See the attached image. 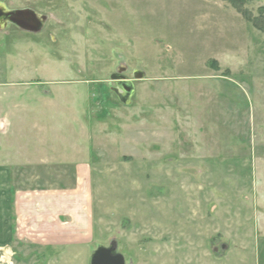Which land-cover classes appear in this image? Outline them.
<instances>
[{"label": "rangeland", "instance_id": "obj_1", "mask_svg": "<svg viewBox=\"0 0 264 264\" xmlns=\"http://www.w3.org/2000/svg\"><path fill=\"white\" fill-rule=\"evenodd\" d=\"M67 2L98 22L57 59L0 37V121L23 163L52 165L18 187L90 169L95 235L20 240L13 264H90L111 245L125 264H264V0ZM113 74L133 81L130 102Z\"/></svg>", "mask_w": 264, "mask_h": 264}, {"label": "crops", "instance_id": "obj_2", "mask_svg": "<svg viewBox=\"0 0 264 264\" xmlns=\"http://www.w3.org/2000/svg\"><path fill=\"white\" fill-rule=\"evenodd\" d=\"M3 124L6 128L4 133L0 131V249H13L20 240L64 248L91 242L95 235L93 217L96 206L91 184H85L90 169L86 173L83 166H75L71 174L76 178L71 185H46L39 189L18 187L15 177L29 170L26 168L47 169L52 165L41 158L32 162L26 159L31 163H23L21 157L24 156L15 152L19 151L17 143L20 141L15 135L7 137L10 125L1 120L0 128L4 127Z\"/></svg>", "mask_w": 264, "mask_h": 264}, {"label": "flooded vegetation", "instance_id": "obj_3", "mask_svg": "<svg viewBox=\"0 0 264 264\" xmlns=\"http://www.w3.org/2000/svg\"><path fill=\"white\" fill-rule=\"evenodd\" d=\"M68 3L67 0H0V37L3 43L6 45L5 41L10 35L18 43L26 39L29 45L47 49V55L51 59H57L60 56L58 54H66L68 47H74L78 43L77 38H73V33L78 28V36L94 38L95 33L93 29L90 33L88 25L98 22L96 12L87 8L81 9L80 14L73 3ZM83 14L86 15L85 25ZM110 78L114 83L109 88L111 93L117 100L130 102L132 97L127 100V94L132 87L134 91L133 81L117 74Z\"/></svg>", "mask_w": 264, "mask_h": 264}, {"label": "water", "instance_id": "obj_4", "mask_svg": "<svg viewBox=\"0 0 264 264\" xmlns=\"http://www.w3.org/2000/svg\"><path fill=\"white\" fill-rule=\"evenodd\" d=\"M133 93L132 87V90L127 94V100L132 97ZM90 264H125V261L123 256L116 253V246L111 245L108 248L99 247L92 254Z\"/></svg>", "mask_w": 264, "mask_h": 264}, {"label": "clouds", "instance_id": "obj_5", "mask_svg": "<svg viewBox=\"0 0 264 264\" xmlns=\"http://www.w3.org/2000/svg\"><path fill=\"white\" fill-rule=\"evenodd\" d=\"M14 255L15 252L10 247L6 248V255L0 256V264H13L11 257Z\"/></svg>", "mask_w": 264, "mask_h": 264}, {"label": "trees", "instance_id": "obj_6", "mask_svg": "<svg viewBox=\"0 0 264 264\" xmlns=\"http://www.w3.org/2000/svg\"><path fill=\"white\" fill-rule=\"evenodd\" d=\"M225 2H228L232 7H234L237 11H239V5L244 0H223ZM241 12V11H240ZM252 23V22H251ZM257 29H260V24H257L256 22L252 23Z\"/></svg>", "mask_w": 264, "mask_h": 264}]
</instances>
